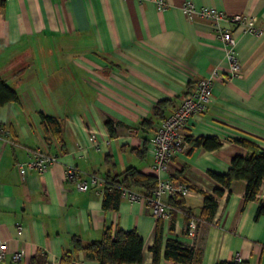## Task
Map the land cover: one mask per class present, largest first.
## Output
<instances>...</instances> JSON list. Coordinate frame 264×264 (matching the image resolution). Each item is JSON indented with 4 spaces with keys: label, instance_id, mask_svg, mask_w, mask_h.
<instances>
[{
    "label": "crops",
    "instance_id": "0c3cea01",
    "mask_svg": "<svg viewBox=\"0 0 264 264\" xmlns=\"http://www.w3.org/2000/svg\"><path fill=\"white\" fill-rule=\"evenodd\" d=\"M166 1L160 11L155 0H5L0 76L20 100L0 107V240L7 241L0 264H59L73 249V236L97 241L111 226L136 229L144 240L140 264H154L158 219L150 205L121 195L117 208H104L107 182L122 180L130 167L156 175L153 138L162 118L214 73L213 102L191 119L184 149L162 175L174 182L182 177L190 192L183 196L184 210L163 222L160 264H182L164 258L167 239L194 249L191 264H264V216L255 218L264 202V181L255 201L245 199V180L234 181L216 196L214 219L201 217L204 193L220 188L210 172L225 174L236 155H249L238 141L264 151V34H243L223 22L234 29L242 66V76L230 79L226 49L212 24L188 19L182 9L188 0ZM190 1L230 16L253 15L264 27V0ZM161 102L165 107L156 112ZM41 114L59 120V136H46ZM107 119L114 123V136ZM92 132L100 150L93 146ZM203 137H215L222 146L194 147ZM38 149L59 161L44 174L22 175L20 164ZM69 166L105 182L80 191L66 177ZM187 211L197 223L194 233ZM17 252L24 254L20 262L13 260ZM76 260L99 264L83 251Z\"/></svg>",
    "mask_w": 264,
    "mask_h": 264
},
{
    "label": "trees",
    "instance_id": "16d2710c",
    "mask_svg": "<svg viewBox=\"0 0 264 264\" xmlns=\"http://www.w3.org/2000/svg\"><path fill=\"white\" fill-rule=\"evenodd\" d=\"M4 7L5 0H0V12ZM191 91L187 93V96ZM19 100L18 93L0 76V107L10 102L17 103ZM164 107L165 102L158 103L156 112H160L161 108L163 109ZM41 116L42 127L46 132V136H59L61 132V123L59 120L45 114H41ZM165 119L166 117L162 118V122ZM105 125L110 131L111 136H114L115 129L113 121L107 119ZM238 142L248 149L249 155L246 157L236 155L232 159L230 170L225 174L210 172V177L220 185V188H217L214 194L204 193L201 217L207 221L214 219L218 209L216 196H222L225 190L230 189L234 181H246V201L258 200L260 188L264 181V151L252 142L246 140H239ZM195 146H202L208 150H214L220 148L222 142L215 137H203L194 141ZM178 179L187 185L186 180L182 177H178ZM157 186L158 178L156 175H146L138 169L130 167L124 172L122 180L108 179L103 206L106 209L111 207L117 208L121 199L122 189L125 187L132 190H135V188L144 189L145 192L142 194L147 197L157 189ZM110 189L114 191V195L112 196L110 195ZM168 203L172 208V215L177 211L184 210L185 199L181 195L171 196ZM187 215L190 222L192 216L188 211ZM262 216H264V202L261 201L257 208L255 218L259 219ZM163 222L164 220L158 219L155 230V243L151 248L154 264H160L163 245ZM71 244L73 249L64 252L59 264H76V255L80 251L85 252L89 258L98 261L99 264H140L144 259V240L136 229L124 230L111 226L106 228L100 240L84 243L79 237L73 236ZM164 258L177 263L191 264L195 258V251L192 248L185 247L178 239H167ZM217 264L238 263L222 261Z\"/></svg>",
    "mask_w": 264,
    "mask_h": 264
},
{
    "label": "built area",
    "instance_id": "2783aa9c",
    "mask_svg": "<svg viewBox=\"0 0 264 264\" xmlns=\"http://www.w3.org/2000/svg\"><path fill=\"white\" fill-rule=\"evenodd\" d=\"M158 10L167 8L166 0H155ZM182 9L190 20H207L212 24L219 39L224 43L226 55L229 61V78H240L242 76V66L238 56V39L233 28H225L223 22H230L240 33L264 34V27L257 25V18L248 14L228 15L222 10L213 7H197L192 1H186ZM214 73L211 77L200 80L191 93L185 97L180 105L172 109L171 113L161 123L153 138L154 160L152 170L158 178L157 189L147 197L140 192L129 188L122 189V197L136 202L141 199L147 200L156 219L167 220L172 216V208L165 201V197L175 195L186 196L190 188L183 182H174L168 178H163L164 173H168L170 165L176 155L182 151L187 143V127L192 118L203 114L213 102ZM8 133H5V136ZM93 146L100 150L101 145L97 139V134L92 132ZM59 161V157L53 153L38 149L26 162L20 164V173L26 175L30 170H36L39 174L46 173L54 164ZM68 180L77 183L80 191H88L90 188L99 186L105 182L96 174L84 177L83 172L76 166H69L66 170ZM195 220L189 222V232L196 231ZM21 229V226L19 227ZM7 254V241L0 240V261H4ZM24 254L17 252L13 256L15 262H20Z\"/></svg>",
    "mask_w": 264,
    "mask_h": 264
}]
</instances>
